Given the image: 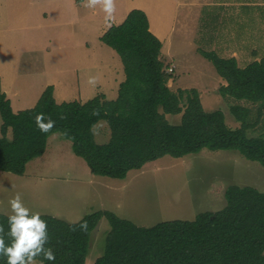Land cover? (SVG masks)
Returning a JSON list of instances; mask_svg holds the SVG:
<instances>
[{"label": "rangeland", "instance_id": "rangeland-1", "mask_svg": "<svg viewBox=\"0 0 264 264\" xmlns=\"http://www.w3.org/2000/svg\"><path fill=\"white\" fill-rule=\"evenodd\" d=\"M115 12L105 20L101 5L85 0H0V91L22 92L14 112L31 109L48 86L58 104L86 103L105 96L115 100L126 81L120 56L101 41L133 10L146 13L151 32L163 44L162 56L173 79L172 91L197 89L207 112L221 110L231 128H240L231 113L235 104L258 105L223 98L227 83L200 51L236 58L247 67L264 59V0H114ZM179 124L181 115H167ZM264 124V116L260 121ZM258 123V124H259ZM3 121L0 114V138ZM258 129V128H257ZM248 131L249 137L264 130ZM8 138H12L11 132ZM97 144L111 139L107 121L94 127ZM253 187L264 193V167L237 151L202 150L182 158L165 156L111 179L93 175L87 161L75 154L61 133L50 135L43 155L27 164L22 176L0 172V214H10L9 201L20 193L25 205L41 216L79 223L96 211H110L138 227L184 220L218 212L226 206L229 186ZM111 226L104 217L92 234L86 264L102 257Z\"/></svg>", "mask_w": 264, "mask_h": 264}, {"label": "trees", "instance_id": "trees-1", "mask_svg": "<svg viewBox=\"0 0 264 264\" xmlns=\"http://www.w3.org/2000/svg\"><path fill=\"white\" fill-rule=\"evenodd\" d=\"M101 41L124 65L126 81L116 100L99 96L86 103L58 104L54 87L48 86L33 108L16 113L0 92V172L24 175L27 164L44 154L54 133L73 143L75 154L87 161L93 175L111 179L123 180L131 171L165 156L178 159L204 149L237 151L264 167V135H248V131L264 130L258 122L264 116V59L241 68L234 57L223 59L214 52L200 51L227 83L219 90L223 98L258 105L257 122L252 124V110L233 105L231 113L241 124L234 129L223 111L204 109L197 89L171 90L168 84L173 77L167 73L163 44L151 32L144 11H131ZM41 113L45 122L48 118L55 121L48 133L37 127L36 117ZM167 115H181L180 123L173 124ZM103 120L109 124L111 139L97 144L94 127ZM225 199L226 206L218 212L152 228L138 227L110 211H96L79 223L41 216L47 221L50 238L45 247L55 253L54 264H86L92 234L105 217L111 230L104 255L94 264H264V193L232 185ZM0 224L7 231L6 215L0 214Z\"/></svg>", "mask_w": 264, "mask_h": 264}, {"label": "clouds", "instance_id": "clouds-1", "mask_svg": "<svg viewBox=\"0 0 264 264\" xmlns=\"http://www.w3.org/2000/svg\"><path fill=\"white\" fill-rule=\"evenodd\" d=\"M102 6L105 20L110 21L115 12L114 0H85L84 6L94 9ZM37 127L41 132L48 133L55 125L51 118L45 122L43 113L36 117ZM10 214L7 216V231L0 224V264H44L45 261L55 262L56 256L49 244L47 221L41 214L28 208L20 193L10 201ZM86 227V225H81ZM42 260H37L38 257Z\"/></svg>", "mask_w": 264, "mask_h": 264}, {"label": "crops", "instance_id": "crops-1", "mask_svg": "<svg viewBox=\"0 0 264 264\" xmlns=\"http://www.w3.org/2000/svg\"><path fill=\"white\" fill-rule=\"evenodd\" d=\"M44 91H45V90H43V92H44ZM0 92L6 94L7 98L10 100L11 103H12L11 98H10V94H11V93H13L14 97L16 98V102H17V103H20V102L23 100V98H22V96H21V95H22V92H19V91L11 92V91H8V90H6V89H2ZM43 92H42L41 95L38 97V99H37L36 102L39 101V99H40V97L42 96ZM117 98H118V97H117ZM117 98H116V99H117ZM116 99H115V100H116ZM110 101H113V100H110ZM82 103H83V102H82ZM36 104H37V103H36ZM36 104H35V105H36Z\"/></svg>", "mask_w": 264, "mask_h": 264}, {"label": "built area", "instance_id": "built-area-1", "mask_svg": "<svg viewBox=\"0 0 264 264\" xmlns=\"http://www.w3.org/2000/svg\"><path fill=\"white\" fill-rule=\"evenodd\" d=\"M173 72V69H169V74H171Z\"/></svg>", "mask_w": 264, "mask_h": 264}]
</instances>
